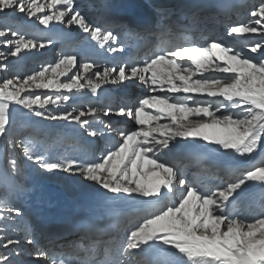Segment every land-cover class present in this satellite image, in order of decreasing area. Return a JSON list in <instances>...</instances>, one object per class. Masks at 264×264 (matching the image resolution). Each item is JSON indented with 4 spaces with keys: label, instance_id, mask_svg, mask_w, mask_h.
<instances>
[{
    "label": "snow or ice",
    "instance_id": "1",
    "mask_svg": "<svg viewBox=\"0 0 264 264\" xmlns=\"http://www.w3.org/2000/svg\"><path fill=\"white\" fill-rule=\"evenodd\" d=\"M203 7L192 5L187 24L158 23L145 36L107 12L93 19L78 0H0V264L28 256L39 264H264V0L245 6L243 20L220 6L230 44L208 29L219 14L199 17ZM57 44L55 59L34 69L11 63ZM128 84L149 94L118 104L106 97V86ZM89 95L86 106L76 103ZM21 120L71 127L73 150L22 137ZM208 149L246 163L205 166ZM42 173L79 176L110 200L138 202L107 225L119 242L41 245L20 204L29 175Z\"/></svg>",
    "mask_w": 264,
    "mask_h": 264
},
{
    "label": "bare ground",
    "instance_id": "2",
    "mask_svg": "<svg viewBox=\"0 0 264 264\" xmlns=\"http://www.w3.org/2000/svg\"><path fill=\"white\" fill-rule=\"evenodd\" d=\"M147 2L150 6L155 7L154 15L156 22H159V19H166L168 17L176 18L178 16L184 15L188 22V17L191 15V10L185 6H183V0H143ZM237 0L238 4L234 3L233 6L239 5L241 10L244 6H247L251 3H254V0ZM208 4H215L217 0H206ZM251 2V3H250ZM78 3L81 7H86L88 14L93 18L97 19L95 16L96 7L92 0H78ZM212 7V6H211ZM211 7L203 10H199L198 15L201 19L204 17H212L217 15L219 23L213 25L211 23L208 24V29H215V31L225 30V25L229 22L225 15L222 12H215ZM240 10V11H241ZM245 10V8H244ZM239 11V12H240ZM235 10H231V20L235 21L236 19H246L247 13L243 11L242 13H238ZM22 15V14H21ZM19 21L20 19H15ZM165 25L164 23H159ZM205 35H208L209 32L205 31ZM73 41L81 40L82 36L79 32L74 31L72 33ZM224 40L226 43H231V38L225 36ZM230 41V42H229ZM238 44H243L245 41L239 40ZM55 46V45H54ZM60 48V45H56V49ZM50 48L44 49L41 51V55H34L33 57L27 56L23 60H16L11 58V62L13 64L17 63V67L20 70H23L24 66H28L31 63L35 62V58L39 59L42 62L51 61L50 58L45 59V55H48ZM54 52V51H53ZM51 53V52H50ZM31 70V69H27ZM26 70V71H27ZM139 86V87H138ZM108 88L107 93H109L110 98L114 104H118L122 98H136L143 97L148 93L147 89H142V86L138 84H128L126 87L113 89L110 86H106ZM127 89H130L129 92H126ZM182 95V94H181ZM94 99L93 97L86 96L77 99V104L87 105L89 100ZM116 117V116H111ZM106 119H109L107 117ZM116 120V119H115ZM112 121V118H111ZM31 122V121H29ZM25 120H21L20 126L18 127V131L21 133L22 137H25L24 134L27 130L31 132L30 137H37L40 134L44 133V138H47L49 142H56L54 147L51 148L54 152L62 153L65 150L59 149V146L68 149L66 152H71L74 145H70V143L65 142V138L75 135L72 132V128L69 126H55L52 124H48L46 122L33 124L29 123ZM115 123L120 124L122 126H130V122L121 118L117 120ZM27 126V127H26ZM74 127V126H73ZM35 128L36 131L32 129ZM24 134V135H23ZM43 138V139H44ZM54 138V140H53ZM39 140L43 147H47V143L44 140ZM183 151V150H180ZM201 153H205V150L201 148L199 150ZM207 160H205V166L209 163H215L219 165L221 168H227L229 166H234L241 163H246V161L236 160L232 158L230 154L225 155L223 153L216 152L215 149L206 150ZM167 159H173L172 156L166 157ZM185 158L180 156H176L174 162L180 164L185 161ZM193 162V161H192ZM193 164V163H192ZM192 166V165H190ZM55 185H52V183ZM46 186V187H45ZM27 188L28 191L24 195L20 206L24 210V218L28 221L32 231L35 233L37 240L40 243L42 237V224L44 222L49 223L51 225H55L60 222H71L74 220H79L81 218H85L89 215L102 216L105 213H108L110 210H116L117 212L124 214L132 213L137 209L138 202L135 201H113L105 196L103 191L98 188V186L92 184L91 182L83 180L79 176L68 175L64 173L57 174H30L29 179L27 180ZM61 189L65 190L62 191ZM70 193L72 195L70 196ZM22 238V234H21ZM82 240L81 236H78L75 241L80 242ZM120 235L114 238V242H119ZM89 241V240H88ZM88 243L95 244L93 240H90ZM72 245L71 241H68L65 246ZM22 247L31 251V246L23 244ZM29 259L25 258V264H39L38 261L34 260L31 256H28Z\"/></svg>",
    "mask_w": 264,
    "mask_h": 264
},
{
    "label": "rangeland",
    "instance_id": "3",
    "mask_svg": "<svg viewBox=\"0 0 264 264\" xmlns=\"http://www.w3.org/2000/svg\"><path fill=\"white\" fill-rule=\"evenodd\" d=\"M254 2H255V0H254ZM246 13H247V12H246ZM246 15H247V14H246ZM246 17H247V16H246ZM17 18L20 19V20H22L23 17H22V15H19V16L15 17L14 19H17ZM229 42H230V41H229ZM53 49H54V50L56 49V45L53 46V47H51L49 52H52ZM41 51H42V50H41ZM245 51H247V50L245 49ZM49 52H48V53H49ZM39 55H41V53H40ZM33 56H34V55H32L31 57H33ZM14 59L16 60V58H14ZM11 63L13 64V61H12ZM30 63H31L30 65H28V66H24L22 71H26L27 69H34V68H36V67L39 65V64H36L35 62H33V63L30 62ZM37 63H38V62H37ZM13 65L16 66V67L18 66L17 63H15V64H13ZM111 118H112V121H113V122H116L117 120L120 119V117H117V116H116V117H111V116H110V117H109V120H111ZM115 119H116V120H115ZM27 122H29V121H27ZM29 123H31V122H29ZM25 133H26V132H25ZM25 133H24V134H25ZM24 134H23V135H24ZM30 134H31V132H29V130H27V135H26L25 137L30 136ZM33 137H34V136H33ZM44 137H45V136H44V133H43V134L41 135V137H40V134H39V136H37V137H35V138H37L38 140H42ZM47 138H48V137L44 138V139H46L44 142L47 143V147H48V148H52V147H54V145H55L56 142H54V141H53V142H52V141H51V142H50V141L48 142V141H47ZM44 139H43V140H44ZM53 140H54V138H53ZM70 145H72V144H70ZM60 148L63 149V150H65L64 152H66V151L68 150V149H65V148L62 147V146H59V149H60ZM71 150H73V149H71ZM68 152H69V151H68ZM42 174H43V175H46V174H44V173H42ZM42 174H41V175H42ZM51 183H52V182H51ZM52 185H55V183H52ZM55 186H56V185H55ZM45 187H46V186H45ZM61 190H62V191H65V190H63V189H61ZM71 195H72V193H70V196H71ZM26 258L29 259L28 257H26Z\"/></svg>",
    "mask_w": 264,
    "mask_h": 264
}]
</instances>
